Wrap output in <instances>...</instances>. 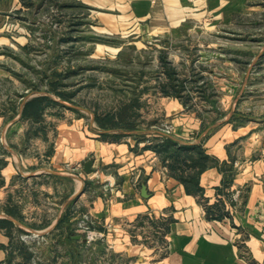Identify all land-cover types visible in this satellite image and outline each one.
Instances as JSON below:
<instances>
[{
  "label": "rangeland",
  "instance_id": "rangeland-1",
  "mask_svg": "<svg viewBox=\"0 0 264 264\" xmlns=\"http://www.w3.org/2000/svg\"><path fill=\"white\" fill-rule=\"evenodd\" d=\"M185 25L194 31L184 28L178 41L148 43L140 32L103 34L80 0H0V143L9 135L6 145L17 157L25 155L32 145L28 137L22 140L20 124L8 135L3 127L18 121L29 128L30 137L53 136L57 127L37 125L47 117L93 119L103 130L141 132L136 137L158 145L165 138L163 103L173 98L201 110L212 125L233 109L229 122L234 128L261 121L255 132L264 136V0H193ZM38 97L50 102H43L37 119L25 118V104ZM161 150L165 157L174 152ZM32 151L38 155V146ZM0 155H9L1 144ZM6 165L0 159L1 186ZM6 191L14 199L0 203V214L25 206L24 216L40 221L31 215V206L41 201L25 177L19 174ZM41 204L54 219L55 199ZM74 211L71 224L21 230L4 264L137 263L118 252L117 242L108 244L107 233L89 213ZM83 215L93 220L87 231L95 234L91 239L78 223ZM144 233L150 248H163Z\"/></svg>",
  "mask_w": 264,
  "mask_h": 264
},
{
  "label": "crops",
  "instance_id": "crops-1",
  "mask_svg": "<svg viewBox=\"0 0 264 264\" xmlns=\"http://www.w3.org/2000/svg\"><path fill=\"white\" fill-rule=\"evenodd\" d=\"M80 1L107 36L140 32L146 42L159 43L180 40L184 28L194 31L185 25L193 0ZM163 104L162 121L173 128L165 137L177 144L172 150L184 147V153L195 155L192 150L201 148L209 157L206 168L174 169V157L136 137L141 132L103 130L93 119L46 117L37 123L57 127L53 136L30 137L29 128L18 121L5 125L2 133L8 135L20 124L22 140L28 137L32 147L17 157L6 145L9 135L5 141L1 137L9 155H0L7 163L0 203L11 201L6 189L20 174L34 185L38 201L53 198L58 206L51 220L45 203L32 201L31 215L40 218L36 223L22 213L25 206L0 214L15 226L0 228V264L21 230L51 229L67 220L71 224L77 207L99 223L109 245L117 242L122 247L118 252L135 258L136 264H264V136L255 132L261 121L234 128L231 109L229 117L212 125L180 98ZM34 146L38 155L31 153ZM89 160L90 174L84 170ZM179 176L196 177L198 188L187 191ZM147 231L162 249L148 246Z\"/></svg>",
  "mask_w": 264,
  "mask_h": 264
},
{
  "label": "trees",
  "instance_id": "trees-1",
  "mask_svg": "<svg viewBox=\"0 0 264 264\" xmlns=\"http://www.w3.org/2000/svg\"><path fill=\"white\" fill-rule=\"evenodd\" d=\"M50 102L49 97H38L35 99H32L28 101L25 104V107L23 109V116L25 118L30 117L29 119H37L39 115L42 112L43 108V102ZM177 146V144H174L169 138H164L162 140L161 144H158L156 147V150L158 153H163L161 149L163 150H172V147ZM191 153V152H189ZM189 153H184V147L178 148L176 151H174L169 157H174L175 161V166L174 169H179L182 168L181 166L183 165L191 168V167H196L199 166V168L202 170L203 168H206L208 166L209 162V157L208 156H203L201 148H195L192 150L193 154L198 155V159L196 160L192 155ZM190 161V164H188L187 161ZM186 186L187 191H190V188H198L197 182H196V177L189 176V177H184V176H179L178 177ZM0 227L2 228H7L10 229L13 224L11 222H8L6 220L0 221Z\"/></svg>",
  "mask_w": 264,
  "mask_h": 264
},
{
  "label": "built area",
  "instance_id": "built-area-1",
  "mask_svg": "<svg viewBox=\"0 0 264 264\" xmlns=\"http://www.w3.org/2000/svg\"><path fill=\"white\" fill-rule=\"evenodd\" d=\"M172 130H173V128H172L171 125L165 124V126L163 128V133L162 134L164 136L170 135L171 132H172ZM82 218H84V220H82L81 218H79L78 223L81 222V225L80 226L85 229L84 231L87 233V238H90L91 239V238H93L95 236V234L93 235L92 233H89L87 231L90 229V227L88 226V224L89 223L93 224V220L91 221V219L89 218L88 215H83ZM85 225H87V226H85ZM100 236L103 237L104 235L101 234Z\"/></svg>",
  "mask_w": 264,
  "mask_h": 264
},
{
  "label": "water",
  "instance_id": "water-1",
  "mask_svg": "<svg viewBox=\"0 0 264 264\" xmlns=\"http://www.w3.org/2000/svg\"><path fill=\"white\" fill-rule=\"evenodd\" d=\"M93 161L89 160L88 162L85 163L84 165V170L86 173L90 174L93 172ZM77 239H80L81 237H76Z\"/></svg>",
  "mask_w": 264,
  "mask_h": 264
}]
</instances>
